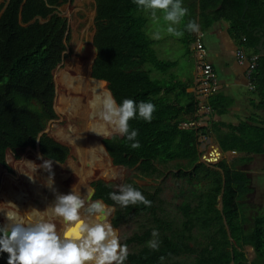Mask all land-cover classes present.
I'll use <instances>...</instances> for the list:
<instances>
[{
    "label": "trees",
    "instance_id": "1",
    "mask_svg": "<svg viewBox=\"0 0 264 264\" xmlns=\"http://www.w3.org/2000/svg\"><path fill=\"white\" fill-rule=\"evenodd\" d=\"M66 2L47 0L51 5L47 7L46 0H8L0 14V165L4 168H7L4 161L7 150L34 149L39 133L55 118L52 72L61 62L67 36L64 37L65 20L53 12L55 7ZM94 6L92 45L96 56L91 65V77L107 84L117 104L132 99L137 104L151 102L155 106L151 122L139 117L129 121L130 130L138 132L139 149H132L124 136L102 140L113 165L134 167L140 177L149 178L160 175V169L167 164L176 163L178 175L186 177L187 183L205 184L194 204L184 201L180 205L181 221L172 228L158 215L160 209L155 194L134 182L126 184L141 191L152 202L150 207H121L109 198L110 192L118 191L100 180L91 183L93 199L116 207L110 220L115 230L130 216H150L154 224L141 235L133 234L121 243L135 247L128 252L125 264H248L242 252L245 245L251 246L256 253L257 260L250 264L263 262L264 218H255L250 231L244 232L238 200L247 184L241 174L221 165L218 166L221 175L197 162L196 130L193 127L179 128L181 122L195 113L196 103L193 95L186 92V84L171 74L177 63L157 57L155 43L145 33V10L138 8L134 0H94ZM2 7L3 4L0 10ZM199 8L204 27L218 20L225 21L229 36L244 51L257 56L259 37L254 31L258 30L264 36V0H199ZM253 79L255 91L264 99V56L257 57ZM103 85L89 79V167L85 181L101 170L94 144H98L104 129V123L97 115L102 98L108 94ZM38 148L43 158L57 163L65 161L69 154L67 147L46 134L38 138ZM20 164L25 167L24 170L21 168V174L26 171L23 176L28 187H19L15 193L7 185V193L0 195V210H14L11 202L21 211V205L30 198L31 190L34 196H40L41 186L34 187L40 173V169L33 171L39 165L35 156L28 158L24 155ZM60 167L53 164V171ZM16 171L18 173V169ZM33 175L34 182L28 177ZM46 180L44 176V187ZM54 188L55 193L46 187L51 199L49 204L40 199L37 206L28 202L24 213H32L37 218H56L51 215L50 206L56 193H62L55 183ZM81 190L70 192L78 194ZM219 195L220 212L216 208ZM0 219L3 225L6 224L3 212H0ZM154 230L158 233L155 239L159 241L155 250L149 247ZM7 259V253H0V264H7Z\"/></svg>",
    "mask_w": 264,
    "mask_h": 264
},
{
    "label": "rangeland",
    "instance_id": "2",
    "mask_svg": "<svg viewBox=\"0 0 264 264\" xmlns=\"http://www.w3.org/2000/svg\"><path fill=\"white\" fill-rule=\"evenodd\" d=\"M3 0H0V4ZM188 9V14L182 21V24L179 26L180 30L184 31L182 37H175L167 33V22L163 20V14L157 13V16L153 18L151 13L148 11H144V17L146 18V26L145 33L149 39L154 41V49L158 58L162 60L175 61L178 59L179 55L182 54L185 49H188V44L193 40V34L190 31L184 30V25H186L189 21H192V14L190 7H186ZM56 13L60 16L66 17L69 21V30L67 34V40L65 42L66 49L64 51L63 58L61 62L57 65V67L52 72L53 85H54V101L53 107L55 109L54 115L55 118L47 122L44 128V134L48 137L57 140L55 138L56 131H62L66 133V135L72 138H78L82 145H84V149L86 148V139L88 137L90 131V116L89 109L87 112V106L89 103L88 98V88H86V94L82 95L81 98H84L82 101L83 109L85 111V118L80 119L78 121H72V123H67L63 120V115L59 113L62 109V105L59 102V96L61 94V89L58 84V76L64 70L67 63L69 65L76 64L77 61L81 59L82 56H85L84 53L86 51L87 55L86 60L82 65H87V75L86 78L88 80V69L92 60V56L94 55V48L92 45V37L94 34V15H95V6L94 0H71L70 3L64 4L60 7L56 8ZM159 32L161 38L159 40L153 39V34ZM105 84V83H104ZM88 85V83H87ZM105 92L106 84L103 85ZM109 94V93H108ZM107 94V95H108ZM80 95V94H77ZM56 128H60L57 130ZM107 133V134H106ZM120 136L118 133L111 132L110 126H105L103 129V134L97 141L98 144H94L96 149L98 162L101 164V170L97 172L92 178L87 179L86 177L88 167H89V156L88 151L85 149V157H86V165H85V174L82 180H78L76 176V169L78 168L77 159L67 145L69 150V154L67 159L62 163L56 164L60 165V169H57L54 172V183L59 187L62 194H68L71 190L78 191L81 190L78 194L85 196V193L89 191L88 184L91 182H96L98 179H103L107 181L114 191H119V187L122 184H126L128 181L134 182L137 186L141 187L143 190L155 194L156 205L160 209L161 219L165 220L169 224L172 225V228H175L176 225H179L181 221V212L180 205L184 201H192L191 203H195L198 200L197 194L200 193V189L205 185L202 182L193 181L190 184L187 183L186 177H180L178 175V170L176 169V163H170L160 169L161 174L156 175L154 177L142 178L137 174L136 168H126L120 169L118 167H114L109 163V159L105 155L103 148L101 146V139L105 136ZM59 141V140H57ZM60 142V141H59ZM61 143V142H60ZM63 144V143H61ZM64 146L65 143L63 144ZM37 152L34 149H23L16 150L15 152H11L9 150L6 151L4 161L7 168H0V195L7 193V187L9 186L11 191L18 192V188L26 189L28 187V183L26 182L23 175H26L25 172L21 174L20 161L22 157L25 155L28 158L30 156H35ZM37 165L42 164L44 162L43 159L35 156ZM110 164V165H109ZM111 166V168H110ZM18 169V173L16 171ZM40 169V173L37 179V182L34 184L39 187L40 196H34L33 191L31 190V196L28 200L23 202L21 205L22 215L27 216L28 214L24 213L25 204L28 202H32L34 205H38L40 200H45L47 204L51 202L50 194L46 187L43 184L44 176L48 178V173L42 169ZM96 178V179H94ZM93 179V180H92ZM2 180V181H1ZM90 180V181H89ZM89 181V182H87ZM83 182V183H82ZM87 182V184H86ZM7 183V184H5ZM90 183V184H91ZM197 183L198 185H194ZM106 184V183H105ZM8 185V186H7ZM80 188V189H79ZM29 192V190H28ZM88 196H85V199ZM1 201V200H0ZM88 202H92V200H87ZM113 212L116 207L112 206ZM33 219H39L37 216L32 213ZM113 216V215H112ZM46 220H50L51 222L56 223L57 230H63V224L56 218H48L43 217ZM112 218V217H111ZM111 220V219H110ZM109 220V222H110ZM111 223V222H110ZM154 224L151 222L150 216H130V219L120 224L119 228L116 230L120 242L132 236L133 234H142V232L147 228L151 227ZM0 226H3L0 219ZM157 232V231H156ZM194 235L197 236L196 231H193ZM155 239L152 237L151 240ZM128 252L133 251L135 247L129 245Z\"/></svg>",
    "mask_w": 264,
    "mask_h": 264
},
{
    "label": "clouds",
    "instance_id": "3",
    "mask_svg": "<svg viewBox=\"0 0 264 264\" xmlns=\"http://www.w3.org/2000/svg\"><path fill=\"white\" fill-rule=\"evenodd\" d=\"M134 2L138 8L150 12L153 18L158 12L162 13L163 20L167 22V33L177 38L183 36L184 31L179 26L188 14V9L182 6V0ZM46 6L51 7L47 0ZM184 30L198 32L199 25L189 21L184 25ZM160 38L159 32L153 34V39ZM154 111L155 106L151 102L137 104L132 99H124L117 104L114 97L108 94L102 98L97 115L106 127H111V132L126 137L132 149H139L141 145L136 139L138 132L130 130L129 121L139 117L151 122ZM39 168L49 173L45 186L55 193L52 160H44L33 169L34 173ZM28 177L34 182V175ZM90 195L91 190L85 193V196ZM85 196L74 191L56 193L55 201L50 206L51 215L61 219L62 231L57 230L56 223L42 216L33 219L32 215H21L19 208L9 202L14 210H0L7 221L0 226V253L8 254L7 264H125L128 247L121 244L116 230L108 221L107 206L101 201L88 202ZM109 198L125 208L130 205L150 207L152 203L131 184H122L118 192L109 193ZM157 235L154 230L153 237ZM149 247L158 249L159 241H149Z\"/></svg>",
    "mask_w": 264,
    "mask_h": 264
},
{
    "label": "crops",
    "instance_id": "4",
    "mask_svg": "<svg viewBox=\"0 0 264 264\" xmlns=\"http://www.w3.org/2000/svg\"><path fill=\"white\" fill-rule=\"evenodd\" d=\"M7 2L8 0H3L0 4H3L0 14ZM70 2L71 0H67L57 7ZM182 6L190 7L192 21L199 25V31L192 32L193 40L188 44V49L175 60L177 65L171 70V74L186 84V92L193 95V101L196 103L199 70L195 59V41L200 36L205 49V60L212 66L216 76L211 95L202 100L209 114L205 116L196 106L195 113L183 122L194 123L193 128L198 136V163L216 171H219L218 166H226L228 170L240 173L245 180L246 191L238 200V204L239 215L244 222V232H248L255 218H264V99L255 91L254 71L248 72L246 62L240 64L236 55L238 51H242L245 56L256 55L244 51L229 36L228 24L225 21L218 20L204 27L205 21L201 19L199 0H182ZM57 7L53 14L64 19L56 13ZM67 17L64 19V37L69 30ZM37 20L43 22L40 18ZM33 21L34 19L31 22ZM258 56L260 55L257 52L256 57ZM214 156L215 158L210 160ZM216 208L219 212L222 209L221 195L217 198ZM225 229L228 231L226 225ZM229 241L232 242L230 238ZM242 252L248 264L257 260L251 246L245 245ZM259 264H264V261Z\"/></svg>",
    "mask_w": 264,
    "mask_h": 264
},
{
    "label": "bare ground",
    "instance_id": "5",
    "mask_svg": "<svg viewBox=\"0 0 264 264\" xmlns=\"http://www.w3.org/2000/svg\"><path fill=\"white\" fill-rule=\"evenodd\" d=\"M84 55L85 56H82L81 59L76 62L75 66L69 65V63H67L64 70L59 74L58 79H57L58 84H59L58 87H60L61 89V94L58 100L62 105V109L59 111V113L64 116L63 120L67 123H72L73 120L78 121V118L80 119L85 118L86 110L83 109V105H82V101L84 98H81V97L82 95H84V92L86 94V88H88V98H89V94H90L89 93V79L90 80L92 79L90 77V66L88 69V80L85 76L87 75V65L86 64L82 65V64L84 62V59L86 60V56H88L86 51ZM94 82H98V81H94ZM99 83L104 84V82H99ZM77 94H80V95H77ZM88 109H89V103L87 106V112H88ZM56 129L59 130L60 128H56ZM55 138L59 140L61 143L63 144L65 143V145L67 144L72 150V152L74 153L77 159V162H78V168L76 169V176L78 180L83 181V177L85 174L84 170L86 168L85 167L86 165L85 149L87 151V146L84 149V145L81 144L78 138H72L71 135L68 136L66 135V133L62 131H56ZM86 145H87V139H86ZM105 155L107 156L106 153ZM35 156L40 158L38 154H35ZM109 163H110V160H109ZM53 164H56V163H53ZM86 200H89L88 197L86 198ZM59 231H62V230H59Z\"/></svg>",
    "mask_w": 264,
    "mask_h": 264
},
{
    "label": "built area",
    "instance_id": "6",
    "mask_svg": "<svg viewBox=\"0 0 264 264\" xmlns=\"http://www.w3.org/2000/svg\"><path fill=\"white\" fill-rule=\"evenodd\" d=\"M242 41H244V39H242ZM236 57L240 64L246 62L248 72L252 73L254 71L256 67V56H245L242 51H238ZM195 59L197 68L199 70V78L197 80L198 88L195 94L196 106L205 116H207L209 114V111L202 104V100L207 98V96L211 95L213 91V86L216 82V76L212 69V66L205 60V49L200 41V36L195 41ZM179 126L181 128H191L194 127V123L182 122L179 124ZM214 158L215 156L213 158H210V160Z\"/></svg>",
    "mask_w": 264,
    "mask_h": 264
},
{
    "label": "water",
    "instance_id": "7",
    "mask_svg": "<svg viewBox=\"0 0 264 264\" xmlns=\"http://www.w3.org/2000/svg\"><path fill=\"white\" fill-rule=\"evenodd\" d=\"M64 35H66V33L64 34ZM254 35H256V36H258L259 38H260V40H259V43H258V45H257V47H256V50H257V52L259 53V55L260 56H264V38H263V34H262V32H260V31H258V30H255L254 31ZM94 48V47H93ZM62 55H64V52H63V54ZM95 56H96V49L94 48V55L92 56L93 58H92V61H91V64H90V77H91V65H92V62H93V60H94V58H95ZM63 58V57H62ZM62 60V59H61ZM91 79L92 80H94V81H98V82H104V81H101V80H98V79H94V78H92L91 77ZM52 80H53V78H52ZM105 83V82H104ZM106 84V83H105ZM106 86H107V84H106ZM107 88V87H106ZM108 90V89H107ZM108 92H109V94L111 95V93H110V91L108 90ZM53 101H54V99H53ZM52 109H53V111L55 112V109H54V107H53V103H52ZM42 134H44V130L41 132V133H39V135H38V137H37V140H36V143H35V147H34V150L37 152V154L39 155V157H42L41 156V154H40V152H39V148H38V138L42 135ZM121 136V135H120ZM112 137V135H110V136H105V137H103L102 139H101V146L103 147V149H104V151H105V153L107 154V152H106V150H105V148H104V146H103V143H102V140L103 139H110ZM55 141H57V140H55ZM57 142H59V141H57ZM25 149H30L29 147H27V148H25ZM107 156H108V158H109V160H110V164L112 165V166H114L113 165V163H112V160H111V158L109 157V155L107 154ZM43 160H48V159H45V158H43ZM53 163H56V164H59V163H57V162H55V161H52ZM3 168V166L2 165H0V168ZM114 167H118V168H120V169H123L124 167H122V166H114ZM1 168V169H2ZM102 181L103 183H106L107 184V181H105V180H103V179H98V181ZM91 183V182H90ZM90 183L88 184V188H89V190H91V195H90V197H88V199H91L92 201H101V200H99V199H93V195H94V189L91 187V185H90ZM102 202V201H101ZM106 205V204H105ZM107 206V209H108V211H109V215H108V217H107V219H108V221L111 219V217H112V215H113V208H112V206H108V205H106Z\"/></svg>",
    "mask_w": 264,
    "mask_h": 264
},
{
    "label": "flooded vegetation",
    "instance_id": "8",
    "mask_svg": "<svg viewBox=\"0 0 264 264\" xmlns=\"http://www.w3.org/2000/svg\"><path fill=\"white\" fill-rule=\"evenodd\" d=\"M57 142V141H56ZM59 144H61L60 142H58ZM61 145H63V144H61ZM64 146V145H63ZM65 147H67V146H65Z\"/></svg>",
    "mask_w": 264,
    "mask_h": 264
}]
</instances>
